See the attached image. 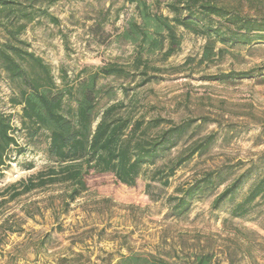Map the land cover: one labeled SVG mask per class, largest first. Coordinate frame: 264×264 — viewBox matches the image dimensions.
Returning <instances> with one entry per match:
<instances>
[{
  "label": "rangeland",
  "instance_id": "1",
  "mask_svg": "<svg viewBox=\"0 0 264 264\" xmlns=\"http://www.w3.org/2000/svg\"><path fill=\"white\" fill-rule=\"evenodd\" d=\"M156 1L167 15L169 0H147L153 6ZM218 1L243 12L253 7L256 11L251 14H264V0ZM36 5L47 7L59 22L38 16L26 24L19 38L50 65L57 84L64 71L69 83H75L83 67L132 61V45L116 39L134 14L126 0H38ZM179 33V50L163 63L156 61L162 73L135 89L139 110L147 117L160 115L175 122L200 117L209 121L197 120L195 124L202 125L192 137L157 165L175 157L196 137L215 133V139L206 152L179 167L168 186L152 183L148 191L144 183L152 168L142 173L135 187L118 185L111 177L98 179L69 206L62 203L66 187L61 184L7 199L10 185L55 163L47 151L46 131L31 136L22 127L21 106L10 101L19 90L0 67V112L10 115L18 144L9 149L10 159L0 168V200H7L0 207V222L18 223V232L6 233L0 244V264H66L63 258L72 264H115L119 254L128 252H151L174 264H185V256L193 251L211 254L213 264H264V202L255 201L245 217L229 214L251 181L218 209L211 202L223 186L194 199L180 217L169 215L167 209V197L175 188L186 186L206 170L234 164L245 168L251 163L264 167V71H254L253 78L243 80L209 79L263 62L264 43L235 47L220 60L199 63L204 39L183 29ZM5 39L6 32L0 27V44ZM136 82L114 77L99 80L115 92L112 99L122 97L121 84L132 87ZM112 99L103 97L98 107Z\"/></svg>",
  "mask_w": 264,
  "mask_h": 264
},
{
  "label": "trees",
  "instance_id": "2",
  "mask_svg": "<svg viewBox=\"0 0 264 264\" xmlns=\"http://www.w3.org/2000/svg\"><path fill=\"white\" fill-rule=\"evenodd\" d=\"M36 1L0 0V27L6 32V39L0 44V67L19 90L10 101L21 106L22 127L31 136L46 131L47 151L55 165L10 185L9 200L61 184L66 187L62 203L69 206L104 177H111L118 185L135 187L147 168L152 170L144 183L145 190L152 183L168 186L179 167L208 150L215 133L192 139L175 157L157 165L209 118L175 122L160 115L147 117L139 110L135 89L162 73L163 68L156 61L163 63L179 50L180 29L204 39L199 63L220 60L235 47L264 43V14H251L256 11L253 7L243 12L218 0H169L165 3L169 12L166 15L159 10V1L153 6L147 0H126L133 6L134 14L116 39L132 45V61L108 62L95 69L83 67L75 83H69L64 71L61 83L57 84L50 65L19 38L26 24L38 16L59 22L47 7L37 6ZM254 71L263 73L264 61L246 70L213 74L209 79L222 82L249 79L254 77ZM101 77L137 79V82L132 87L121 84L122 97L112 99L115 92L99 84ZM103 97L112 101L98 107ZM197 120L202 123L195 124ZM17 145L10 115L0 112V168L10 159L9 149ZM250 181L242 199L229 210L232 217H245L255 201L264 202V167L255 163L245 168L234 164L206 170L186 186H177L174 194L167 197L168 213L180 217L189 211L194 199L223 186L211 202V207L218 209L226 201H233ZM6 201L0 200V207ZM17 224L0 222V244L6 233L18 232ZM184 260L185 264H213L212 255L201 251L187 254ZM115 261V264H174L151 252L119 254ZM62 262L72 264L67 258Z\"/></svg>",
  "mask_w": 264,
  "mask_h": 264
}]
</instances>
